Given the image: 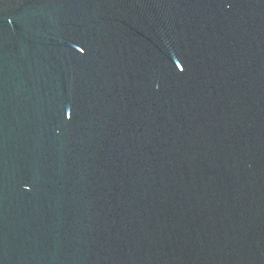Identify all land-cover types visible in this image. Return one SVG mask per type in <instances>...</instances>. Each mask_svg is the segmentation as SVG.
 <instances>
[{
    "label": "water",
    "instance_id": "obj_1",
    "mask_svg": "<svg viewBox=\"0 0 264 264\" xmlns=\"http://www.w3.org/2000/svg\"><path fill=\"white\" fill-rule=\"evenodd\" d=\"M0 264H264V0H0Z\"/></svg>",
    "mask_w": 264,
    "mask_h": 264
}]
</instances>
